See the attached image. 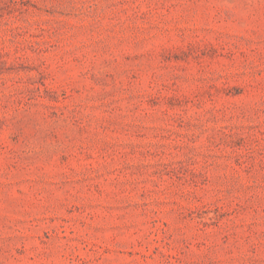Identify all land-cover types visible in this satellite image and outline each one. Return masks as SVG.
<instances>
[{
    "label": "rangeland",
    "instance_id": "rangeland-1",
    "mask_svg": "<svg viewBox=\"0 0 264 264\" xmlns=\"http://www.w3.org/2000/svg\"><path fill=\"white\" fill-rule=\"evenodd\" d=\"M0 264H264V0H0Z\"/></svg>",
    "mask_w": 264,
    "mask_h": 264
}]
</instances>
